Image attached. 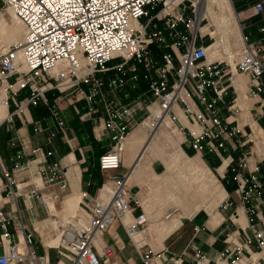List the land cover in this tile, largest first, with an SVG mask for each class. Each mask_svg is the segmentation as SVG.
<instances>
[{
	"label": "built area",
	"instance_id": "2783aa9c",
	"mask_svg": "<svg viewBox=\"0 0 264 264\" xmlns=\"http://www.w3.org/2000/svg\"><path fill=\"white\" fill-rule=\"evenodd\" d=\"M243 1L252 5L255 13L264 14V0ZM8 9L20 18L26 32L23 41L0 48V102L7 108L14 104L13 110L0 117V127L19 116L42 132V122L30 119L28 112L44 104L58 131L65 134L67 123L59 105L50 99V93L57 91L72 100L84 99L87 109L83 115L102 112L103 134L111 139L99 158L102 170H115L110 176V197L87 201L83 212L77 211L60 226L58 253L65 264H113L112 246H104L100 253L94 240L131 214L138 200L128 183L129 172L118 171L123 152L136 127L142 126L150 137L163 116L185 134L195 151L220 157L245 206L248 225L243 229L244 242L234 243L228 233L227 245L215 264H264V221L258 220L264 204V171L250 144L252 131L239 123L242 105L231 85L236 74L246 75L247 96L258 95L264 104V23L258 27L262 34L258 40L251 41L242 31L244 45L233 63L226 57L209 58L212 43L207 37L213 36L202 30L209 21V0H0V12ZM117 59L120 61L112 63ZM109 72L112 75L105 77ZM141 81L147 88L132 94L130 90L137 89ZM10 143L18 144L15 139ZM24 148L22 144L16 152L15 172L0 156L8 192L14 197L36 196L49 205L58 194L46 195L40 190L53 185L66 189L65 166L48 160L52 150L37 146L26 158ZM229 148L231 152H227ZM232 205L230 200L221 203L223 208ZM177 211V206L172 208L166 218ZM12 221L13 214L4 209L0 198V264H47V256L32 247L21 220L15 223L23 239H13L9 230ZM145 222L144 214H139L125 224L143 264H210L207 252L199 247L193 255H165L145 248L132 237Z\"/></svg>",
	"mask_w": 264,
	"mask_h": 264
},
{
	"label": "crops",
	"instance_id": "0c3cea01",
	"mask_svg": "<svg viewBox=\"0 0 264 264\" xmlns=\"http://www.w3.org/2000/svg\"><path fill=\"white\" fill-rule=\"evenodd\" d=\"M234 4L236 13L240 15L242 31L249 35L251 41L260 39L262 34L258 31V27L264 23V14L255 13L252 5H247L244 1L239 7ZM239 47L237 34L233 33L231 48ZM112 73L109 72L105 77L108 78ZM239 76L236 74L233 77L231 85L234 96L238 95L240 99L238 85L235 83V79ZM243 77L244 80L240 81V85L243 84L245 88L244 101L249 106V115L244 114L245 108L241 106L238 120L253 134L250 120L264 130V104L258 95L247 96L248 77L246 75ZM146 88L147 83L141 81L137 89L130 91L136 95ZM120 96L126 100L123 93H120ZM50 99L60 107L61 115L68 126L66 133L58 131L46 105L33 106L28 112V117L41 121L44 130L36 132L33 123H27L19 116L11 122H5L0 127V156L4 164L15 172L14 163L18 161L16 152L22 148V144L25 147L26 158L32 156L31 149L37 146H42L45 151L52 150L53 154L48 160L59 161L65 166L69 180L68 187L61 189L58 185H53L41 188L40 191L46 195L59 196L49 205L29 194L14 197L8 192L6 179L0 168V198L4 203V209L13 214L15 221H22L25 234L31 236V244L36 252L47 256V264H65L66 261L58 253L60 226L66 225L77 211L83 212L84 203L87 201L108 200L113 187L110 176L115 170H102L99 165L100 156L111 144L110 137L103 134L104 124L103 119L100 118L102 112L95 113L94 116L88 113L83 115L87 109L84 99L72 100L57 91L50 93ZM97 105L102 109L100 102ZM13 108L14 104L11 103L7 111ZM169 130L162 126L156 137L148 144H146L147 133L142 128L136 127L129 136L127 148L122 156V165L118 171L129 172V175L131 172L128 183L138 200L134 202L131 214H128L123 221H115L104 234L96 236L94 240L96 249L100 253L104 246H112L114 253L110 256V261L113 264H143L135 242L125 229V224L132 222L139 214H144L146 217V222L140 229V244L145 248L162 251L165 255L186 252L193 255L195 248L199 247L207 252L210 264H215L227 245L228 233L230 240L236 244H242L245 240L243 229L248 225V218L244 210L245 206L235 192L236 182L227 171V165L215 153L197 152L190 144L182 146L181 143L186 140V136L181 142L180 133L178 131L171 133ZM52 133L55 135L50 141L49 137ZM13 139L18 142L17 146L11 145ZM160 143L162 147L168 148L169 157L158 158L160 156L156 152V145ZM231 151V148L227 150V152ZM239 153V151L234 152L236 157ZM151 156L152 159H149ZM174 167L186 168L192 174H196L201 186L206 183L205 186H209L212 194L221 197V201L216 200L212 203L216 205L214 211L208 210V207V209L205 207L198 209V205L190 208L186 204H182L181 209L178 203L166 208L170 201H167L165 194L159 193L155 188L159 183L157 178ZM262 170L264 171V164ZM16 174L20 173L16 172ZM19 179L21 180V176ZM29 188L31 186L28 185ZM227 200L233 201V205L227 208L221 207L220 204ZM176 206L178 211L172 217L166 218V214ZM236 211L238 215H234ZM258 220L264 221V206L259 211ZM15 221L9 224L12 237L14 240L23 239L22 235L17 234ZM2 251L3 248L0 246V252ZM165 263L173 264L170 261Z\"/></svg>",
	"mask_w": 264,
	"mask_h": 264
},
{
	"label": "rangeland",
	"instance_id": "374dc122",
	"mask_svg": "<svg viewBox=\"0 0 264 264\" xmlns=\"http://www.w3.org/2000/svg\"><path fill=\"white\" fill-rule=\"evenodd\" d=\"M232 2H233V5L234 3H236V6L239 7L240 3H242L243 0H232ZM0 14H1L0 16V47L1 46L7 47L18 41H22L25 36V32H26V28L23 22L19 18L14 17L15 13L11 9L0 12ZM217 39H220V35L218 33H216V35L213 37H210V36L207 37V41L209 43H212L213 41ZM219 54H220L219 57L212 56L211 59L225 57V54L223 53V51L220 52ZM118 61H120V59L113 60L112 63H116ZM173 125L176 126L174 123ZM178 131L180 130L178 129ZM183 135L185 139V134L183 133ZM251 137H252V142H250V144L255 145L253 134H251ZM164 142H168V141L164 140ZM186 144H189L187 140L181 143L182 146H185ZM156 148H157L156 152L158 153V156H160L158 158L169 157L168 148L162 147L161 143L157 144ZM256 152L258 153L257 159L261 160L260 161L261 164H264V149H260V150L258 149V151ZM149 159H152V156ZM157 181L159 183L155 189L159 193L165 194L167 201H170V204H168L166 208H168L174 203L175 204L178 203L181 209H182V204H186L190 208H193L198 205L199 206L198 209L202 207L207 208L208 206H211L212 210L214 211L216 209L215 208L216 205L212 203L216 200L217 202L222 200L221 197H218V195L216 196V194H212L209 186L206 187L207 186L206 183L203 186H201L202 185L201 182H199V180L196 179V174H192L186 168L174 167L166 171L161 176H159L157 178ZM263 206L264 205L262 204L261 207L263 208Z\"/></svg>",
	"mask_w": 264,
	"mask_h": 264
},
{
	"label": "bare ground",
	"instance_id": "6f19581e",
	"mask_svg": "<svg viewBox=\"0 0 264 264\" xmlns=\"http://www.w3.org/2000/svg\"><path fill=\"white\" fill-rule=\"evenodd\" d=\"M14 12V11H13ZM15 13V12H14ZM1 16V14H0ZM239 16L238 13H236L234 9V5L232 0H209V10H208V17L209 21L206 25L203 26L202 30L203 32H208L212 36H215L216 33L220 35V39H217L212 42V44L209 47V58L212 56L219 57V53L223 51L225 54V57L229 59L231 62L235 63L238 54L240 53L241 48L244 45L243 42V32H242V26L239 21ZM15 18H19L16 13L14 15ZM20 19V18H19ZM235 33L237 34V39L240 44L239 48L232 49L231 48V36L232 34ZM25 38V36H24ZM23 38V40H24ZM22 40V41H23ZM20 42V41H18ZM1 46L0 48H8ZM245 75H240L235 79V83L238 85V90L240 94V100L239 102L241 103L242 106H244V114L247 116L249 115V110H248V105L244 101L245 98V88L242 85H240V81L244 80ZM7 112V107L0 102V117H3ZM252 126H253V138L255 140V145L254 148L256 151L258 149H264V130L253 120H250ZM164 126L169 128L170 132L173 133L175 131H178V127L173 125V122L170 120L168 116H163L162 122L160 126L158 127L157 131L150 137H148V140L146 144L150 143L157 135L159 129ZM137 128H142V126H139ZM145 130V129H144ZM134 131V130H133ZM132 131V132H133ZM131 132V133H132ZM181 135V142L184 139L183 133L181 131H178ZM197 155H200V153H197ZM131 175V172H130ZM129 175V176H130ZM221 187V186H219ZM209 210L212 211L211 206H208ZM132 237L135 240H139L141 237V232L138 231L136 233H133Z\"/></svg>",
	"mask_w": 264,
	"mask_h": 264
},
{
	"label": "trees",
	"instance_id": "16d2710c",
	"mask_svg": "<svg viewBox=\"0 0 264 264\" xmlns=\"http://www.w3.org/2000/svg\"><path fill=\"white\" fill-rule=\"evenodd\" d=\"M232 177V176H231Z\"/></svg>",
	"mask_w": 264,
	"mask_h": 264
}]
</instances>
